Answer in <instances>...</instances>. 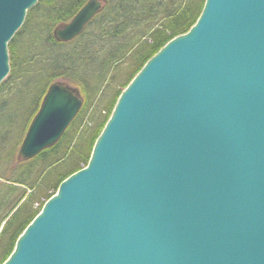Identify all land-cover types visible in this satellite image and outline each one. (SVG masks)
Wrapping results in <instances>:
<instances>
[{
	"label": "water",
	"instance_id": "95a60500",
	"mask_svg": "<svg viewBox=\"0 0 264 264\" xmlns=\"http://www.w3.org/2000/svg\"><path fill=\"white\" fill-rule=\"evenodd\" d=\"M38 0H0L8 44ZM89 0L68 42L106 5ZM84 100L53 83L18 153L54 146ZM3 264H264V0H206L120 94L88 164L65 178Z\"/></svg>",
	"mask_w": 264,
	"mask_h": 264
},
{
	"label": "trees",
	"instance_id": "16d2710c",
	"mask_svg": "<svg viewBox=\"0 0 264 264\" xmlns=\"http://www.w3.org/2000/svg\"><path fill=\"white\" fill-rule=\"evenodd\" d=\"M87 1L39 0L9 43L11 71L0 84V264L60 183L88 164L121 92L168 41L189 31L206 0H107L79 36L57 41L54 29ZM59 80L80 90L83 107L54 146L18 162L30 123ZM104 101L106 114L91 109ZM86 115L91 126L77 132Z\"/></svg>",
	"mask_w": 264,
	"mask_h": 264
},
{
	"label": "rangeland",
	"instance_id": "374dc122",
	"mask_svg": "<svg viewBox=\"0 0 264 264\" xmlns=\"http://www.w3.org/2000/svg\"><path fill=\"white\" fill-rule=\"evenodd\" d=\"M105 7V6H104ZM71 21V20H70ZM69 22V21H68ZM62 24H64V23H62ZM59 25H61V24H59ZM58 25V26H59ZM59 81H63V80H59ZM65 83H67V82H65ZM118 100V99H117ZM106 101H104L103 103H100V104H93V106H92V110L94 109V111L96 112V111H99L100 109L102 110V113L103 114H106L107 113V107H106V103H105ZM117 103V102H116ZM116 103H115V105H116ZM115 105H114V107H115ZM83 107V106H82ZM101 107V108H100ZM114 107H113V110H114ZM82 109V108H81ZM113 110H112V112H113ZM112 112H111V114H112ZM97 114V113H96ZM87 121H88V115H86L85 116V118H82V121L81 122H77L76 123V125H75V129L77 130L78 129V127H79V129L77 130V132L78 131H80V130H82V129H85L87 126H91V123L89 124V125H86L87 124ZM75 130V131H76ZM27 133V132H26ZM14 136H15V134H13V135H11V137H10V139L12 140L13 138H14ZM25 136H26V134H25ZM25 138V137H24ZM24 140V139H23ZM92 154V153H91ZM18 156V155H17ZM91 157V156H90ZM90 160V159H89ZM47 201V200H46ZM38 205V204H37ZM36 205V206H37Z\"/></svg>",
	"mask_w": 264,
	"mask_h": 264
}]
</instances>
